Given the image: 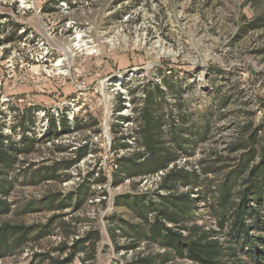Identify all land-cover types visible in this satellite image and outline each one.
I'll return each instance as SVG.
<instances>
[{"label": "rangeland", "instance_id": "374dc122", "mask_svg": "<svg viewBox=\"0 0 264 264\" xmlns=\"http://www.w3.org/2000/svg\"><path fill=\"white\" fill-rule=\"evenodd\" d=\"M262 17L264 0H0V134L20 142V125L30 110L36 120L27 132L35 139L33 150L20 154L11 174L18 175L9 196L13 212L0 223L51 226L50 234L0 264H30L41 254L63 260L76 241L93 232L100 235L94 259L78 254L71 264H136L141 256L163 252L146 243L118 249L128 241L113 240L109 230L110 218L130 217L115 205L116 197L140 192L138 179L113 181L116 152L135 145L132 139L131 149L113 150L136 127L124 118L135 117L147 86L174 89L166 94V112L178 89L193 122L200 124L204 113L213 111L211 136L187 159L189 167L226 157L242 126H264V27H252ZM52 115L58 127L66 116L80 128L48 138ZM84 145H89L86 156L59 170L67 182L22 184L25 168H53L75 159ZM91 172V180L106 181L92 186L96 196L81 208L22 214V207L44 197L84 191ZM194 198L198 222L215 229L202 199ZM62 246L68 249L63 252Z\"/></svg>", "mask_w": 264, "mask_h": 264}, {"label": "trees", "instance_id": "16d2710c", "mask_svg": "<svg viewBox=\"0 0 264 264\" xmlns=\"http://www.w3.org/2000/svg\"><path fill=\"white\" fill-rule=\"evenodd\" d=\"M252 27L263 28L264 18L255 20ZM170 91L174 89L166 91L158 83L147 86L143 104L133 109L135 117L124 118L136 122L135 129L113 146L114 151L129 150L133 143L128 141L133 139L135 144L132 151L116 152L114 184L134 182L168 170L154 195L137 191L116 197L115 205L125 209L130 217L109 219L113 240L123 237L128 241V245L118 249H135L146 243L163 250L139 257L136 264H168L174 259H185L193 264H264V126L253 123L242 126V135L229 144L226 157L221 155L210 163L202 160L200 168H189L188 161L180 166L178 162L182 158L195 156L201 144L209 140L213 111H206L200 124L193 122L177 89L176 101L166 112L164 101L168 102L165 98ZM50 121L45 133L48 138L52 134L57 136L60 130L68 132L71 128H80L79 121L71 125L66 116L60 127L53 115ZM35 123V115L30 110L29 117L20 125L23 130L20 142L0 134V217L13 212L14 203L9 196L18 175L13 178L11 174L20 162V154L33 150L35 139L27 132ZM88 151L89 145H84L75 159L57 163L53 168L36 171H32V167L25 168L22 184L57 179L67 182L69 178H61L59 170H69ZM88 176L84 191L68 197H44L22 207V214L43 210L57 212L70 206L81 208L84 202L96 196L92 186L106 181V177L91 180L95 176L93 172ZM193 195L200 197L208 208L215 220V229L198 222L197 199ZM73 198H76L74 203ZM50 233L51 226L0 223V259L16 255ZM99 238V233L93 232L76 241L63 260H50L49 256L41 254L30 264H45L46 260H50L49 264H71L78 254L85 255L84 261L93 260L95 242ZM66 249L68 247H61L63 252Z\"/></svg>", "mask_w": 264, "mask_h": 264}, {"label": "built area", "instance_id": "2783aa9c", "mask_svg": "<svg viewBox=\"0 0 264 264\" xmlns=\"http://www.w3.org/2000/svg\"><path fill=\"white\" fill-rule=\"evenodd\" d=\"M182 162H185V163L182 164ZM186 162H187V158H182L178 163L180 166H183L186 164ZM171 168H173V165L170 166L169 169H171ZM196 168H198V167H196ZM167 172H168V170L167 171H160L154 175L145 177L143 179H138L141 194H148L150 192L153 193L154 191L158 190V188H159V186L163 180V177L166 175ZM151 185H153V186L151 187ZM182 190L187 191L186 189H182ZM195 190H198V189H195ZM194 196H196V195H193V197Z\"/></svg>", "mask_w": 264, "mask_h": 264}]
</instances>
